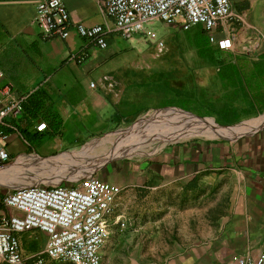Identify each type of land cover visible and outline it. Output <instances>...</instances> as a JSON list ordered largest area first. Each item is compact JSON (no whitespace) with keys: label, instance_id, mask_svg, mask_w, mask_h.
I'll return each mask as SVG.
<instances>
[{"label":"crops","instance_id":"crops-1","mask_svg":"<svg viewBox=\"0 0 264 264\" xmlns=\"http://www.w3.org/2000/svg\"><path fill=\"white\" fill-rule=\"evenodd\" d=\"M38 1L0 0V99L5 98L7 86L26 97L22 114L0 125L10 163L74 153L92 142L128 132L150 116L181 118L179 113L222 128L264 116V73L260 71L264 50L237 45L236 29L232 50L220 51L209 40L206 49L214 55L208 65L188 78V73L177 72L175 80L165 83L181 87L190 81L206 90L205 100L196 92L185 107H157L156 68L167 65L165 59H157L171 50L163 52L167 45L162 38L164 47L157 46L156 53V43L144 42L142 35L123 37L128 47L112 32L108 47L100 49L75 29L77 24L113 27L105 5L98 0H63L70 14V36L46 37L35 22ZM171 27L183 30L179 25ZM144 43H150L149 50L135 45ZM202 100L217 115L203 113L206 104ZM41 123L47 127L39 132ZM148 164L156 177V192L168 191L169 196H173L171 190L176 193L178 186L194 181L208 186L215 180L230 182L222 185L225 192H232L227 227L234 231L228 238L239 254L256 256L264 250V127L235 138L177 141L162 148ZM40 233L45 247L47 236Z\"/></svg>","mask_w":264,"mask_h":264},{"label":"rangeland","instance_id":"rangeland-1","mask_svg":"<svg viewBox=\"0 0 264 264\" xmlns=\"http://www.w3.org/2000/svg\"><path fill=\"white\" fill-rule=\"evenodd\" d=\"M233 14L241 17L238 22L236 17L230 22L239 33L237 45L250 51L264 50V0H235ZM153 27L167 45L163 52L171 49L165 53L166 56L163 54L157 59H165L167 65L156 68V106L170 104L185 107L192 99L191 94L195 95L196 92L204 99L206 90L196 88L190 81L181 87L165 84L170 79L175 80L177 72L188 73V78L197 75V68L201 70L209 64L210 56L214 53L206 49L209 34L205 33L204 26L183 31L156 22ZM118 38L124 46L130 45L122 36L118 35ZM143 39L147 41L146 37ZM135 45L144 50L150 47V43ZM156 53H159L157 45ZM202 103L205 101L202 100ZM203 113L217 115L218 111L206 104ZM151 117L144 118L128 132L92 142L74 153L20 163L24 168L5 185H0V193L26 186L23 184L28 182L31 183L29 185L73 187L86 175L96 176L122 188L110 217V237L102 249V264H229L231 256L239 254L237 246L228 238L234 231L227 227L232 217L228 212L232 192H225L222 185L230 182L215 180L208 186L194 181L192 185L178 186L176 193L171 190L173 196H169L168 191L156 192V177H152L148 164L165 146L191 138H206V135L182 137L166 144L156 142L138 155L130 156L124 152L122 156L103 164L92 165L91 160H95L96 155L106 157L118 149V139L130 134ZM67 156L72 157V161L55 166V160L66 159ZM15 165L9 163L0 173ZM75 166H82V169H73ZM1 212L8 213L0 204ZM228 217V222H225L224 219ZM20 241L26 258L40 255L44 259L43 264H70L55 262L44 256V241L38 231L23 234Z\"/></svg>","mask_w":264,"mask_h":264},{"label":"built area","instance_id":"built-area-1","mask_svg":"<svg viewBox=\"0 0 264 264\" xmlns=\"http://www.w3.org/2000/svg\"><path fill=\"white\" fill-rule=\"evenodd\" d=\"M105 5L113 27L75 25L77 33L98 46L108 47V35L118 33L124 38L142 35L160 48L159 39L151 25L163 22L188 30L203 25L209 40L222 51L233 49L230 23L235 0H98ZM35 22L46 37L70 36V14L63 0H39ZM0 76L2 73L0 71ZM94 86V85H92ZM0 99V125L6 118H16L24 110L25 96H17L10 86L4 88ZM41 123L37 130H46ZM5 133L0 127V171L11 161L4 146ZM122 188L96 176L86 175L73 187L29 186L8 189L0 204L8 213H0V264H43L44 259H31L23 254L20 238L31 231L47 236L44 256L55 262L70 264H102V249L110 237V217ZM124 225V224H123ZM229 264H264V250L258 255L234 254Z\"/></svg>","mask_w":264,"mask_h":264},{"label":"bare ground","instance_id":"bare-ground-1","mask_svg":"<svg viewBox=\"0 0 264 264\" xmlns=\"http://www.w3.org/2000/svg\"><path fill=\"white\" fill-rule=\"evenodd\" d=\"M177 115L182 119L174 115L167 117L157 115L156 118L151 117L146 123L138 124L139 126L135 128L133 132L126 136L124 135L125 137L122 139H118L120 145L118 149L109 153L106 157L96 155L95 160H91L92 165L103 164L118 156H122L124 152L129 153L130 156L138 155L148 150V148H151L156 142H165L166 144L168 141L174 139L196 135H206L209 138H235L264 127V116L254 122L237 125L231 128H222L209 121ZM67 160L72 161V157L67 156L66 159L62 158L55 160V166H63L66 164ZM81 167L82 166H75L73 169H82ZM23 168L24 166L22 167L20 163H18L5 170L3 173H0V185H5L10 179L16 177V174H19ZM66 171L71 172L72 170ZM29 184L31 183L28 182V184L23 185L28 186Z\"/></svg>","mask_w":264,"mask_h":264},{"label":"trees","instance_id":"trees-1","mask_svg":"<svg viewBox=\"0 0 264 264\" xmlns=\"http://www.w3.org/2000/svg\"><path fill=\"white\" fill-rule=\"evenodd\" d=\"M221 51V50H220ZM261 67H260V71H261V73H264V61H262V64L260 65Z\"/></svg>","mask_w":264,"mask_h":264}]
</instances>
